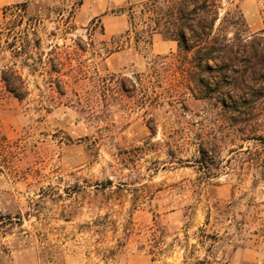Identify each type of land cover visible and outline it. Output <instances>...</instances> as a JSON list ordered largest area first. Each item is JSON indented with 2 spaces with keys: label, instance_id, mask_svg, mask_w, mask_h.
<instances>
[{
  "label": "rangeland",
  "instance_id": "obj_1",
  "mask_svg": "<svg viewBox=\"0 0 264 264\" xmlns=\"http://www.w3.org/2000/svg\"><path fill=\"white\" fill-rule=\"evenodd\" d=\"M142 1L0 0V71L26 90L0 79V264H181L213 232L219 262L264 264V97H192L175 41L127 42ZM222 4L264 37V0Z\"/></svg>",
  "mask_w": 264,
  "mask_h": 264
},
{
  "label": "trees",
  "instance_id": "obj_2",
  "mask_svg": "<svg viewBox=\"0 0 264 264\" xmlns=\"http://www.w3.org/2000/svg\"><path fill=\"white\" fill-rule=\"evenodd\" d=\"M222 2L145 0L129 5L124 10L128 21L125 36L127 42L132 40L136 47L150 45L152 35L156 33L175 41L177 50L171 54V59L177 64L180 84L192 97L208 100L229 111L247 112L264 97V37L257 34L244 36L241 33L244 19L239 9L228 8L221 13ZM19 10L20 7L15 5L8 14L16 17ZM98 20L99 17L91 19L92 22ZM137 23L140 24L138 29ZM10 44L15 46V41ZM23 47L16 51L20 53ZM0 79L14 97L20 100L25 96L23 80L12 67L1 69ZM126 80L131 89H135V84L125 77L120 81L121 90H129ZM198 152L203 155L200 147ZM199 232L204 231L200 228ZM204 238L210 241L206 253L199 257L194 256V250L191 254L184 252L181 264H227L228 260L219 262L213 252L220 240L217 234H205ZM236 246L233 245V249ZM188 258L195 260L188 262Z\"/></svg>",
  "mask_w": 264,
  "mask_h": 264
},
{
  "label": "crops",
  "instance_id": "obj_3",
  "mask_svg": "<svg viewBox=\"0 0 264 264\" xmlns=\"http://www.w3.org/2000/svg\"><path fill=\"white\" fill-rule=\"evenodd\" d=\"M236 248H237V247H236ZM236 248L233 249L232 252H234V251L236 250ZM230 255H231V254H230ZM228 257H229V256H228ZM224 260H228L227 264H230V263H229V258H225Z\"/></svg>",
  "mask_w": 264,
  "mask_h": 264
}]
</instances>
